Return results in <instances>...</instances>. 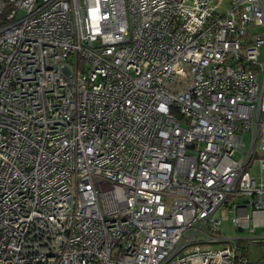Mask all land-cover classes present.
Instances as JSON below:
<instances>
[{
	"label": "built area",
	"instance_id": "built-area-1",
	"mask_svg": "<svg viewBox=\"0 0 264 264\" xmlns=\"http://www.w3.org/2000/svg\"><path fill=\"white\" fill-rule=\"evenodd\" d=\"M223 206L261 224L264 0H0V264H264Z\"/></svg>",
	"mask_w": 264,
	"mask_h": 264
},
{
	"label": "rangeland",
	"instance_id": "rangeland-1",
	"mask_svg": "<svg viewBox=\"0 0 264 264\" xmlns=\"http://www.w3.org/2000/svg\"><path fill=\"white\" fill-rule=\"evenodd\" d=\"M246 146L248 142V133L246 134ZM246 148V147H245ZM254 167H256V162H254ZM251 214L250 210L248 211ZM223 213V214H222ZM216 215L221 218V224L216 232V236L220 238H252L248 239L245 242L240 244V247H247V255L249 260L254 261L261 257L264 254V225L263 224H254L255 230L249 231L247 227H238L233 226L231 222L232 213L228 212V208L223 206L220 210L217 211ZM255 222V221H254ZM256 223V222H255ZM250 222V226H251ZM259 242H257V241ZM229 242H220L215 243L216 247L226 246Z\"/></svg>",
	"mask_w": 264,
	"mask_h": 264
},
{
	"label": "crops",
	"instance_id": "crops-1",
	"mask_svg": "<svg viewBox=\"0 0 264 264\" xmlns=\"http://www.w3.org/2000/svg\"><path fill=\"white\" fill-rule=\"evenodd\" d=\"M255 220H257L259 223L263 224L264 225V215L263 214H257L255 216Z\"/></svg>",
	"mask_w": 264,
	"mask_h": 264
}]
</instances>
